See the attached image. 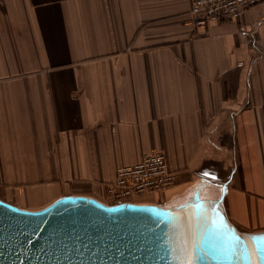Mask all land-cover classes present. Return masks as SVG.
<instances>
[{
  "label": "crops",
  "instance_id": "obj_1",
  "mask_svg": "<svg viewBox=\"0 0 264 264\" xmlns=\"http://www.w3.org/2000/svg\"><path fill=\"white\" fill-rule=\"evenodd\" d=\"M161 152L174 185L222 191L264 233V2L196 30L188 0H0V199L101 202L116 169Z\"/></svg>",
  "mask_w": 264,
  "mask_h": 264
},
{
  "label": "water",
  "instance_id": "obj_2",
  "mask_svg": "<svg viewBox=\"0 0 264 264\" xmlns=\"http://www.w3.org/2000/svg\"><path fill=\"white\" fill-rule=\"evenodd\" d=\"M197 184L165 204L67 195L28 210L0 200V264H264V233L237 231Z\"/></svg>",
  "mask_w": 264,
  "mask_h": 264
},
{
  "label": "built area",
  "instance_id": "obj_3",
  "mask_svg": "<svg viewBox=\"0 0 264 264\" xmlns=\"http://www.w3.org/2000/svg\"><path fill=\"white\" fill-rule=\"evenodd\" d=\"M189 15L196 30L217 21H233L264 0H188ZM2 183L0 162V185ZM175 183V174L161 152L143 153L139 162L116 169L115 181L106 187V197L114 202H135L137 199L162 193Z\"/></svg>",
  "mask_w": 264,
  "mask_h": 264
},
{
  "label": "rangeland",
  "instance_id": "obj_4",
  "mask_svg": "<svg viewBox=\"0 0 264 264\" xmlns=\"http://www.w3.org/2000/svg\"><path fill=\"white\" fill-rule=\"evenodd\" d=\"M102 201L106 204H115L117 202L111 201L110 199H108L107 197H104V199H102Z\"/></svg>",
  "mask_w": 264,
  "mask_h": 264
},
{
  "label": "bare ground",
  "instance_id": "obj_5",
  "mask_svg": "<svg viewBox=\"0 0 264 264\" xmlns=\"http://www.w3.org/2000/svg\"><path fill=\"white\" fill-rule=\"evenodd\" d=\"M1 200V199H0Z\"/></svg>",
  "mask_w": 264,
  "mask_h": 264
}]
</instances>
